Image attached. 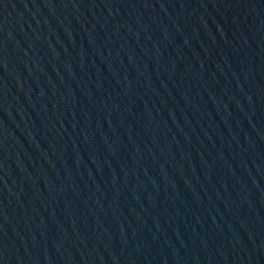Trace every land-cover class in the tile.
Listing matches in <instances>:
<instances>
[{
	"label": "water",
	"instance_id": "water-1",
	"mask_svg": "<svg viewBox=\"0 0 264 264\" xmlns=\"http://www.w3.org/2000/svg\"><path fill=\"white\" fill-rule=\"evenodd\" d=\"M0 264H264V0H0Z\"/></svg>",
	"mask_w": 264,
	"mask_h": 264
}]
</instances>
